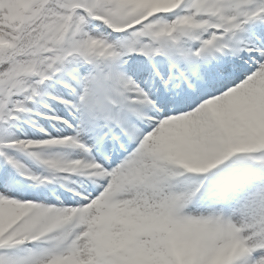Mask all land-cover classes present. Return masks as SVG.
Here are the masks:
<instances>
[{
  "label": "snow or ice",
  "instance_id": "obj_1",
  "mask_svg": "<svg viewBox=\"0 0 264 264\" xmlns=\"http://www.w3.org/2000/svg\"><path fill=\"white\" fill-rule=\"evenodd\" d=\"M0 264H264V0H0Z\"/></svg>",
  "mask_w": 264,
  "mask_h": 264
}]
</instances>
